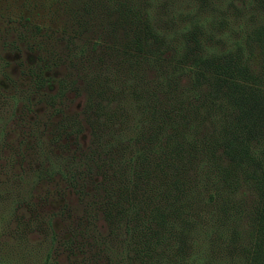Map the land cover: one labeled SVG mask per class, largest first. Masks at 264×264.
<instances>
[{
  "label": "trees",
  "instance_id": "16d2710c",
  "mask_svg": "<svg viewBox=\"0 0 264 264\" xmlns=\"http://www.w3.org/2000/svg\"><path fill=\"white\" fill-rule=\"evenodd\" d=\"M57 1L70 80L26 74L78 264H264V0Z\"/></svg>",
  "mask_w": 264,
  "mask_h": 264
},
{
  "label": "rangeland",
  "instance_id": "374dc122",
  "mask_svg": "<svg viewBox=\"0 0 264 264\" xmlns=\"http://www.w3.org/2000/svg\"><path fill=\"white\" fill-rule=\"evenodd\" d=\"M57 2L0 0V264H78L80 260L73 254V242L66 244L72 239L76 197L58 173L51 181H41L38 174L40 164L45 167L47 161L58 166L65 147L47 138L38 117L43 108L34 103L35 88L26 74L50 78L52 94L58 92L59 83L61 87L70 80L66 64H53V54L64 57L68 52L64 41L73 36V20L56 15ZM26 24L31 29H23ZM35 27L40 28L38 33ZM65 95L70 115L82 99L74 105L73 94ZM61 208L72 218L59 217Z\"/></svg>",
  "mask_w": 264,
  "mask_h": 264
}]
</instances>
